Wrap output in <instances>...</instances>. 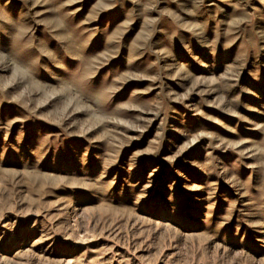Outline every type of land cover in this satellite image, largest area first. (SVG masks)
<instances>
[{"label":"rangeland","instance_id":"1","mask_svg":"<svg viewBox=\"0 0 264 264\" xmlns=\"http://www.w3.org/2000/svg\"><path fill=\"white\" fill-rule=\"evenodd\" d=\"M0 264H264V0H0Z\"/></svg>","mask_w":264,"mask_h":264}]
</instances>
